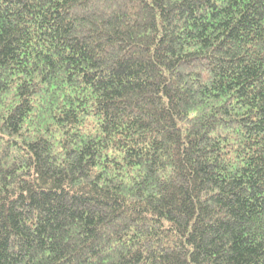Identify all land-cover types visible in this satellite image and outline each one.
Listing matches in <instances>:
<instances>
[{"label": "trees", "instance_id": "trees-1", "mask_svg": "<svg viewBox=\"0 0 264 264\" xmlns=\"http://www.w3.org/2000/svg\"><path fill=\"white\" fill-rule=\"evenodd\" d=\"M0 264H264V0H0Z\"/></svg>", "mask_w": 264, "mask_h": 264}]
</instances>
